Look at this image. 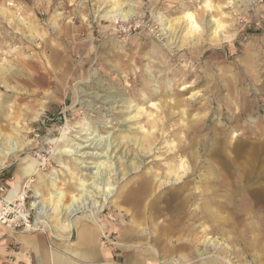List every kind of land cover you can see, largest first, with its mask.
I'll return each mask as SVG.
<instances>
[{
  "label": "rangeland",
  "instance_id": "1",
  "mask_svg": "<svg viewBox=\"0 0 264 264\" xmlns=\"http://www.w3.org/2000/svg\"><path fill=\"white\" fill-rule=\"evenodd\" d=\"M0 100V204L36 167L0 264L75 245L67 219L112 225L115 264H264V0H0Z\"/></svg>",
  "mask_w": 264,
  "mask_h": 264
},
{
  "label": "crops",
  "instance_id": "2",
  "mask_svg": "<svg viewBox=\"0 0 264 264\" xmlns=\"http://www.w3.org/2000/svg\"><path fill=\"white\" fill-rule=\"evenodd\" d=\"M36 170V167H34ZM21 170V171H20ZM34 170V171H35ZM33 171V173H34ZM33 173L29 174L26 170L17 168L16 178L11 182V190L8 191V197L12 198L13 195H18V193L23 188V182L34 175ZM36 173V172H35ZM16 191V192H15ZM62 227V223L60 224ZM74 226L79 229V239L75 245L65 246L62 248V253L50 250L46 240L43 237H36L34 239L30 238V245L34 250L35 260L37 264H115V252L116 247L119 244H114L112 247H107L108 242L102 243L103 239L110 240L111 235V226L106 222L100 223L99 225L94 224L93 222H80L76 221L73 223L70 231H65L67 240L70 238V233L73 230ZM9 232L8 229L0 227V238H4L5 234ZM130 234L128 230L126 232L120 233L119 237L116 236V239L122 241L124 244L125 241H128ZM123 248V247H122ZM63 252L66 253L63 254ZM68 254V255H67ZM142 259L140 253H136L134 258L128 260L126 264H147Z\"/></svg>",
  "mask_w": 264,
  "mask_h": 264
},
{
  "label": "bare ground",
  "instance_id": "3",
  "mask_svg": "<svg viewBox=\"0 0 264 264\" xmlns=\"http://www.w3.org/2000/svg\"><path fill=\"white\" fill-rule=\"evenodd\" d=\"M120 14H121V16H120ZM111 16H113V17H117V16H120V17H126L123 13H121V12H118L117 14H111ZM3 108H4V102L3 101H1L0 100V120L1 121H3V116H4V112L2 111L3 110ZM0 121V122H1ZM4 128V127H3ZM10 131V130H9ZM4 134V133H3ZM4 136H6V135H4ZM87 140L85 141L86 142V146H82L81 147V145L80 146H77V147H74L73 148V151H70V150H65V152H69V153H73V152H75V153H80L81 152V150H83L84 148H96L97 147V142H95V140L94 139H89V138H86ZM16 141V140H15ZM102 143V142H101ZM7 145H9L10 147V149H9V153H5L4 151H0V155H1V153L3 154V155H8V157L10 156L11 157V159H12V154H14V152H16L17 151V148H18V145L12 140V141H9L8 143H7ZM91 146H93V147H91ZM102 146V145H101ZM100 146V147H101ZM103 147V146H102ZM106 147L107 146H105L104 145V149H106ZM64 149V148H63ZM110 149V148H109ZM107 151V150H106ZM109 151V150H108ZM87 153V152H86ZM94 155V154H93ZM8 160H10V159H8ZM102 166H104V162H102L100 165L98 164L97 166H95V167H93L92 169H94V170H96V172H94L93 174L96 176V177H100V176H102L103 174H104V172L102 171ZM0 167H2V165L0 164ZM21 169H23V170H26L27 172H29L30 174L31 173H33V168H32V166H29V167H23V168H21ZM56 179V178H55ZM81 182V181H80ZM81 186H86L85 185V182H82L81 184H80ZM50 186L52 187V189H55V187H56V182L55 181H51V183H50ZM53 191V190H52ZM16 192V191H15ZM14 194V192L12 193V198H9L8 197V192H7V195H6V199H7V201H9L10 202V204L11 203H14L17 199H19V200H21V201H25V198H26V194H25V192H24V190H23V188H22V190L18 193V195H13ZM34 196V199L35 200H38V202H35L33 205H32V207L34 208V209H38V210H40L39 211V213H38V215L39 216H41V215H43V214H45V208L44 207H40L39 208V205H40V201H39V198H41L42 197V194H40V193H36V195H35V193L33 194ZM36 196H37V198H36ZM49 197V196H48ZM107 197V196H106ZM64 198H65V193L63 192V191H60V192H57V193H50V199L51 200H53L54 202L56 201V204L59 206V202H61L62 200H64ZM213 200V199H212ZM52 201V202H53ZM78 205L77 207H75L74 205ZM83 208H82V207ZM205 207H208V206H206L205 205ZM79 209H82L81 210V212H87V211H92L93 212V210L91 209V206H90V203H84V202H79L78 200H76L75 202H74V204L72 205V207L71 208H68V209H65L66 211H67V213L68 214H71V213H74V212H78V210ZM207 209V208H206ZM205 209V210H206ZM50 211H53L52 209H50ZM208 211L210 212V209H208ZM94 213V212H93ZM96 215L94 214V218H96L95 217ZM36 224V226H39V228H41V227H44V223H40V221H38L37 220V222L35 223ZM73 226V222H71L70 220H65V222L63 223V227H62V229H68V231H70V229H71V227ZM0 227H2V228H6V229H8V228H10V226H8V227H4V225H3V223L2 222H0ZM174 264H177L176 262H174Z\"/></svg>",
  "mask_w": 264,
  "mask_h": 264
},
{
  "label": "built area",
  "instance_id": "4",
  "mask_svg": "<svg viewBox=\"0 0 264 264\" xmlns=\"http://www.w3.org/2000/svg\"><path fill=\"white\" fill-rule=\"evenodd\" d=\"M30 212L26 210L25 201L17 199L14 203L5 198L0 204V222L3 224L9 222L16 227L31 225ZM9 225V226H10Z\"/></svg>",
  "mask_w": 264,
  "mask_h": 264
}]
</instances>
